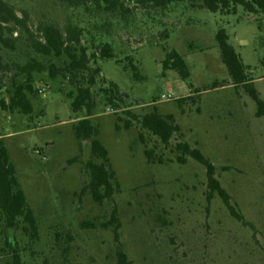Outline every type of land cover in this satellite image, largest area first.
Masks as SVG:
<instances>
[{"label": "rangeland", "instance_id": "1", "mask_svg": "<svg viewBox=\"0 0 264 264\" xmlns=\"http://www.w3.org/2000/svg\"><path fill=\"white\" fill-rule=\"evenodd\" d=\"M28 16L32 31L41 23L84 31L82 46L101 68L92 88V117L120 184L111 201L97 204L83 189L90 182L91 141L76 138L85 112L74 113L68 79L34 75L33 113L0 107V138L34 212L38 236L0 223V264L20 253L22 264H117L114 212L121 248L133 264H264V117L242 86L235 85L216 41L225 29L264 101V16L236 7L232 15L192 8L188 2L161 9L121 0L123 9L104 4L74 7L64 0H4ZM15 49L0 43V99L24 81L18 67L37 61L63 68L66 58L37 54L29 35L15 34ZM111 45L115 58L103 60ZM186 61L190 81L163 69L170 51ZM139 78H134L132 66ZM118 85L122 101L109 106L102 89ZM45 88L43 93L39 90ZM173 95L175 100L162 101ZM184 100L182 104L178 100ZM157 109L174 116L181 134L170 146L144 130L139 118ZM131 121L129 129L125 123ZM199 149L216 167V178L246 225L215 195L208 202L206 168L192 158L180 165L178 142ZM145 150L163 164L149 163Z\"/></svg>", "mask_w": 264, "mask_h": 264}, {"label": "trees", "instance_id": "2", "mask_svg": "<svg viewBox=\"0 0 264 264\" xmlns=\"http://www.w3.org/2000/svg\"><path fill=\"white\" fill-rule=\"evenodd\" d=\"M71 6H106L109 11L123 9L121 0H64ZM188 2L192 8L207 10L210 13H223L232 15L236 7H241L249 14H262L264 16V0H136L141 6H152L154 8L166 9L173 4ZM25 32L29 35L33 50L44 57L66 58L67 64L63 68L55 64L46 67L44 64L33 61L23 67H18L19 73L24 81L13 85V93L9 101L0 99V107L4 111L21 112L25 115L33 113V105L30 95L36 93L34 89V75L48 73L51 79L62 77L68 79L75 87V91L69 94L72 99L71 108L74 113L85 112L86 116L74 127L78 140L91 141V154L102 160V164L89 161L86 165L90 173V182L83 189V193H89L93 201L103 204L111 201L113 196L120 190V184L116 173L111 167L109 152L99 139L100 131L93 124L92 117L97 109V103L93 97L92 88L97 84V77L101 74V68L91 67L96 55L89 56L87 49L82 46L83 29L75 25H67L64 29L53 23H41L32 31L28 16L19 15L16 8L4 0H0V43L10 50L15 49V34ZM216 41L222 52V61L226 65L232 82L242 86L244 91L253 99L257 106V117H264V101L260 97L252 82H249L247 68L243 63L240 54L230 43V37L225 29H220L216 34ZM103 60L115 58L111 45H105L100 53ZM134 78H139L137 67L133 64ZM163 69L177 72L184 81H190L191 72L184 58L176 51H170L163 62ZM2 88H0V91ZM109 106H116L117 101H122L118 85L110 83L102 89ZM180 104L184 100H178ZM132 120L140 121L144 130L149 131L157 137L165 146H170L174 136L181 134V127L176 123L174 116L161 115L155 108L153 112L139 118L127 113ZM131 121L125 123V128L131 127ZM175 150L180 153L177 162L186 165L188 158H192L206 168L208 179L207 200L211 202L217 195L226 206L230 215L238 222L247 224L244 217L237 211L228 192L221 186L216 178V167L207 159L203 153L192 148L186 142H178ZM145 156L149 163L163 164L161 157H156L153 151L145 150ZM115 224V242L117 244V264H133L121 248L120 224L116 218V211L113 215ZM0 223L6 229L15 231L22 230L26 235L36 238L38 236V224L34 212L28 204L27 197L17 178V170L11 162L9 151L5 141L0 138ZM11 264H22L20 253H13Z\"/></svg>", "mask_w": 264, "mask_h": 264}, {"label": "built area", "instance_id": "3", "mask_svg": "<svg viewBox=\"0 0 264 264\" xmlns=\"http://www.w3.org/2000/svg\"><path fill=\"white\" fill-rule=\"evenodd\" d=\"M46 89L42 88L39 90L40 93H43ZM171 100H175V97L173 95H168V96H162V101H171Z\"/></svg>", "mask_w": 264, "mask_h": 264}]
</instances>
